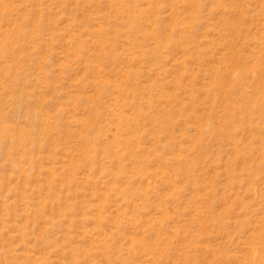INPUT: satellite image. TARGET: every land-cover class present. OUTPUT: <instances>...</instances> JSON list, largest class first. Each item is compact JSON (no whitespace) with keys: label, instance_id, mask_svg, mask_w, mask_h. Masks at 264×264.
Instances as JSON below:
<instances>
[{"label":"rangeland","instance_id":"rangeland-1","mask_svg":"<svg viewBox=\"0 0 264 264\" xmlns=\"http://www.w3.org/2000/svg\"><path fill=\"white\" fill-rule=\"evenodd\" d=\"M0 264H264V0H0Z\"/></svg>","mask_w":264,"mask_h":264}]
</instances>
